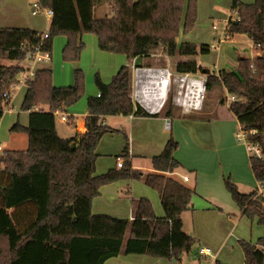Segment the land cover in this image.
<instances>
[{
  "label": "trees",
  "instance_id": "16d2710c",
  "mask_svg": "<svg viewBox=\"0 0 264 264\" xmlns=\"http://www.w3.org/2000/svg\"><path fill=\"white\" fill-rule=\"evenodd\" d=\"M38 1L43 9L53 11L49 38L42 41L41 33L31 28L0 27V59L24 61L41 43L43 50L52 52L54 38L64 34L68 38L64 60L78 61L86 46L83 35L92 33L102 51L124 54L133 61L148 59L162 48L174 59L177 72L194 74L204 70L196 60L175 58L211 50L208 44L178 41L181 33L195 26L196 0ZM105 2L112 14L96 17L95 6ZM231 8L237 15L229 18L225 37L246 34L261 54L239 58L235 69L210 72L206 91L221 85L230 95L243 97L231 100L229 107L248 132V142L261 151V156H250L260 188L244 193L230 179L226 187L244 215L264 226V0L251 4L232 0ZM143 67H151V63H143ZM24 69L22 65L0 64V117L12 99L4 93L15 90ZM84 79L83 70L78 68L73 85L56 87L52 68L42 66L26 83L21 108L30 112L29 124H15L13 129L27 133L29 145L26 150L6 151L0 170V264H104L120 254L181 261L198 239L183 229L182 217L193 210L196 191L167 174L181 165L174 155L178 143L171 138L163 152L154 156L155 173L133 168L127 144L118 156L125 158L123 167L97 175L98 144L106 133L117 131L104 123V118L154 113L134 102L133 67L126 65L109 84L96 74L100 96L88 98L86 133L80 140L63 137L55 112L65 111L85 96ZM165 109V116H173L177 106L170 100ZM122 180L144 181L157 190L164 216L156 215L148 198L133 200V219L94 214L92 203L101 188ZM240 244L245 264H264V236L255 243L241 240Z\"/></svg>",
  "mask_w": 264,
  "mask_h": 264
},
{
  "label": "crops",
  "instance_id": "0c3cea01",
  "mask_svg": "<svg viewBox=\"0 0 264 264\" xmlns=\"http://www.w3.org/2000/svg\"><path fill=\"white\" fill-rule=\"evenodd\" d=\"M20 1L9 0L6 2L0 0V21H6L5 13L11 14V16L17 13L22 17L14 18L16 21L24 22L26 20V23L13 24L17 27L31 28L40 33L50 28L52 16L47 10L36 13L32 8V4L37 0H28L24 13L20 10ZM6 8L9 9V12H6ZM14 10L16 11L14 12ZM214 27L216 26L214 25ZM240 34L243 33L235 34L229 39L235 36L239 37ZM83 39L88 43L82 53V58H80V66L90 69L92 72L99 69L101 71L99 74H101L104 83H111L113 77L126 65L131 64L134 73V69H136L134 60L130 61L124 54L102 51L95 34L84 33ZM67 41V37L59 36L54 39L53 46H57L59 49L61 46H66ZM158 52L164 53V50L158 49L151 57L159 55ZM260 54L261 52L257 55ZM149 59H143V63L148 62ZM199 65L202 64L199 63ZM22 66L26 68L29 65ZM166 67L170 68V66ZM78 68L80 67H76V69ZM89 83L91 80L88 81ZM53 84L56 87H65L74 83L68 82L65 84L69 85H57L53 82ZM58 84L62 83L58 81ZM98 94V87H92L91 90H88V94L80 106L76 104L68 107L65 110L69 115L68 123L61 122L57 117L58 131L61 136L81 139V136L87 131L88 98L98 96ZM230 97L226 99V109L219 111L216 107V109L211 107L210 112L216 113L215 116L212 115L211 117L204 116L208 114L204 112L206 111L205 107H195L193 108L196 110L194 112H192L193 110H184L183 113H179L181 116H178V113H173V116H165L162 111L151 116H107L104 118V123L123 131L125 146H123L124 141L120 140L116 150L110 152L113 144L107 135L96 149L98 154L96 160L97 175L118 167V156L123 153L127 144L130 151L129 160L133 168L141 170L145 174L155 173L157 171L152 164L154 156L161 154L168 141L173 138L178 143L174 155L181 165L167 174L196 191L192 203L193 210L186 211L182 215L183 229L198 239L193 250L195 249L199 259L206 257L199 254V248L205 246L212 250V255L206 258L215 262L220 261L223 264L233 263L230 254L224 259L225 255L223 254L228 251V246L232 243L231 246L238 247L239 242L245 240V232L240 231L249 224L260 225L257 221H252L244 215L226 187V180L230 179L244 193H251L260 188L251 167L250 151L247 146L238 143L236 140L235 132L240 127V123L229 107L231 100L242 99L243 97L237 95ZM200 104L201 101L197 105ZM166 120L170 121L169 125H166ZM28 145L29 140L26 133V139L19 146L12 145L11 148L5 150L22 151L26 150ZM113 153H117L114 158ZM184 175H189L188 181L184 180ZM140 198L150 199L156 215L158 217L164 216L165 212L158 191L140 180H122L104 185L100 190V195L93 200L92 211L94 214H108L118 218L133 219V200ZM187 224L192 226V232L187 229ZM189 253H184L181 261L146 254H120L107 259L104 264H185L184 260L189 257Z\"/></svg>",
  "mask_w": 264,
  "mask_h": 264
},
{
  "label": "rangeland",
  "instance_id": "374dc122",
  "mask_svg": "<svg viewBox=\"0 0 264 264\" xmlns=\"http://www.w3.org/2000/svg\"><path fill=\"white\" fill-rule=\"evenodd\" d=\"M8 2L9 0H4ZM32 1V0H31ZM138 1V0H135ZM189 1V0H188ZM231 1L232 0H196L195 1V7L197 10V19L195 22V26L193 29H191L188 32H183L180 34L178 41L180 43L183 42H193L197 45L201 44H208L211 47V50L208 53L195 55L194 57H179L176 59H186V60H196L198 63L202 64V68L210 69L211 73L216 72L219 73L220 69H234L237 64L238 60L241 57H250L254 58L259 51L254 46L252 40L245 34H240L239 37L235 36L232 39H229L225 37L224 29L227 25V21L229 20L230 15L232 18L236 17V12L232 10L231 8ZM244 3L251 4L255 0H242ZM28 0H21V7L20 10L22 13L25 12L26 9V3ZM29 6V5H28ZM17 10V8H16ZM14 10V12L16 11ZM6 12H9V9L6 8ZM95 16L96 17H104L107 15H111L113 10L110 7L108 3L103 4H97L94 9ZM5 20L0 21V27H12L16 25L13 24H22L26 23V20L24 22L16 21L14 18L22 17L19 14H14V16H11V14L5 13ZM214 25L216 27H214ZM46 31V30H45ZM44 32V31H43ZM92 35V33H89ZM59 36H65L64 34H60L56 36L55 38ZM54 38V39H55ZM87 44L88 42L85 41ZM65 46H61L59 49L57 46H53V51L51 52V60L42 62L37 64L36 67H45L48 66L53 69V82L57 85H69L65 84L68 82H75V69L76 67H80L84 74H85V96L88 94V90H91V88L97 86L95 77L96 72L100 73L101 71L98 69L94 72H92L90 69H86L85 67L80 66L81 59L79 61H65L63 58V50ZM85 49V48H84ZM161 49V48H160ZM84 51V50H83ZM83 53V52H82ZM159 55H155L153 57H150L148 62L151 63L152 68L156 69H169L172 72V79H171V89L169 93L167 94V101L165 104V110L168 109L170 100L173 101V103L177 106V110L175 113L178 116H181L179 113H183L184 108L178 103L179 97H187V93L189 94V82L190 80H196L204 83V92L203 97L201 98V104L198 106L196 104H192L191 106L195 107H205L206 111L205 113H208L204 115L205 117H211L212 115L215 116L216 113L212 114L210 112L211 107L214 109L215 107L221 111L227 108L226 102H222V99L231 98L227 90L221 86V85H215L212 90L206 91V77L208 74L204 73L203 71H199L197 73H191L190 75H186L185 73H179L175 70L174 66V59L169 57L166 52H158ZM82 58V55H81ZM29 60L25 59L24 61H17V60H10L7 58L0 59V64L5 65H26L29 64ZM93 64V63H91ZM234 65V66H232ZM170 66V68L166 67ZM142 68H150V67H142ZM140 68V69H142ZM138 69H134L133 73V83H134V75ZM158 72V70H157ZM143 77L146 79V73L141 72ZM22 74V73H21ZM21 74L19 77H21ZM148 74V73H147ZM101 75V74H100ZM188 78L186 82H182V77ZM91 80V83L88 84V81ZM62 83V84H58ZM93 83V85H92ZM133 86V85H132ZM27 91V86L25 83H20V85L17 87L16 92L14 93L10 104L5 106V112L3 113L1 119H0V142L3 144V147L11 148L12 145L19 146L24 139H26V133L21 131H15L13 129V126L15 124H20L23 126H26L28 124L29 120V111L23 110L21 108V105L23 103L25 94ZM229 94V95H228ZM85 96L78 101L76 104L77 106H80V104L83 102V99ZM189 96H192V93L189 94ZM190 98V97H189ZM192 99H190L189 102H191ZM197 102L199 101L198 97H196ZM192 103V102H191ZM74 104V105H76ZM71 107V106H70ZM192 107V108H193ZM215 108V109H216ZM196 111L195 109H192ZM115 120V119H114ZM66 124V123H65ZM119 127V126H116ZM120 129V128H118ZM240 127L235 132L236 140L240 144H244L247 146L246 142L244 140H239L237 137V133L239 132ZM109 135L110 140L113 144V146L110 148V152L112 150H116L117 143L122 140L124 141L125 146V136L123 134L122 130H117L115 132H112L111 134L106 133L101 141L105 138V136ZM100 141V143H101ZM99 143V144H100ZM121 152V151H120ZM119 152V153H120ZM255 154V151H253ZM117 154V153H115ZM115 154L113 153V158L115 157ZM123 158V157H120ZM251 189V188H249ZM253 189V188H252ZM190 224V223H189ZM187 229L192 232L191 227L186 225ZM251 227L249 230L248 228ZM240 232H245L246 237H244V241L249 242L248 240L257 241L260 236H264V226L256 225V224H249L243 230ZM262 233V234H261ZM129 236V231L126 234V238ZM238 243V242H237ZM232 243L228 246V251L224 252L223 255L224 259L227 258L228 254L231 255V260L233 261L232 264H245L244 263V253L242 250V246L239 242L238 247H233ZM185 264H217V262L212 261L211 259H208L206 257H201L199 259L197 253L195 252V249L189 253V257L185 258L184 260Z\"/></svg>",
  "mask_w": 264,
  "mask_h": 264
},
{
  "label": "built area",
  "instance_id": "2783aa9c",
  "mask_svg": "<svg viewBox=\"0 0 264 264\" xmlns=\"http://www.w3.org/2000/svg\"><path fill=\"white\" fill-rule=\"evenodd\" d=\"M32 8L34 9V12L38 13L41 10H47L49 15L53 16V11L50 9H43L39 3V1H35L32 4ZM50 36V30H46L40 34L41 40L44 41L48 39ZM29 60V66L24 69V71L21 74V77L19 79V83L15 86V90L12 91V93H4L7 97H13L17 87L20 85V83H27L28 80L32 79L36 75V70L38 67H36L37 64L46 61L51 60V51L49 50H43L42 49V43L35 47L34 50L30 51L27 54V58ZM138 71L134 75V83L132 84V98L134 102L140 106H142L146 111L150 113H159L164 109V106L167 101V94L169 93L171 89V79H172V72L169 69H156V68H137ZM158 70V72H157ZM141 72L146 73V79L143 77L144 74ZM187 76L191 73H185ZM168 79L167 83L164 84V88L167 90L165 93V96L163 99H157V87L154 85V82H163L165 83ZM188 78H185L184 76L181 78L182 82H186ZM189 91H191V84L189 82ZM162 90V88L160 89ZM161 93V92H160ZM190 94V92H189ZM189 94L187 93V97H179L178 103L184 108L185 111H191L194 107L191 106L188 103L189 100ZM100 96V94H98ZM166 97V98H165ZM10 104V103H9ZM8 104V105H9ZM193 107V108H192ZM5 112V108L3 109V113ZM56 116L59 118V120L63 123H68L69 121V115L65 111H57L55 112ZM1 119V117H0ZM170 121L166 120V125H169ZM251 133H254L252 131ZM237 137L239 140H244L247 144L248 150L250 151V154L261 156L260 149L255 145L248 142V132L242 129L240 126V130L237 133ZM255 151V154L253 153ZM6 150L3 147V144L0 142V170L4 168V154ZM125 158H118V167H123ZM184 180H189V175H184ZM199 254L201 256L209 257L212 255V250L209 247H200L199 248Z\"/></svg>",
  "mask_w": 264,
  "mask_h": 264
},
{
  "label": "bare ground",
  "instance_id": "6f19581e",
  "mask_svg": "<svg viewBox=\"0 0 264 264\" xmlns=\"http://www.w3.org/2000/svg\"><path fill=\"white\" fill-rule=\"evenodd\" d=\"M167 81H168V79L166 80V82L165 83H163V82H154V85L157 87V91H159L158 93H157V96H156V98L159 100L160 98L161 99H163L164 98V96H165V93H166V89L164 88V84H166L167 83ZM190 84H191V92L190 93H192V96H190V98H189V100H188V103L190 104V105H194V104H198V102H200L201 101V98L203 97V92L205 91L204 90V83H202V82H200V81H196V80H190ZM162 88V90H160ZM161 92V93H160ZM167 97V96H166ZM165 97V98H166ZM196 97H198V99H199V101L197 102V100H196ZM190 99H192L191 100V102H189L190 101Z\"/></svg>",
  "mask_w": 264,
  "mask_h": 264
},
{
  "label": "water",
  "instance_id": "95a60500",
  "mask_svg": "<svg viewBox=\"0 0 264 264\" xmlns=\"http://www.w3.org/2000/svg\"><path fill=\"white\" fill-rule=\"evenodd\" d=\"M134 67L135 68H142L143 67V57H138L134 60ZM204 73L209 74L210 73V69H204L203 70ZM79 145V144H78ZM75 146V143H72V147Z\"/></svg>",
  "mask_w": 264,
  "mask_h": 264
}]
</instances>
